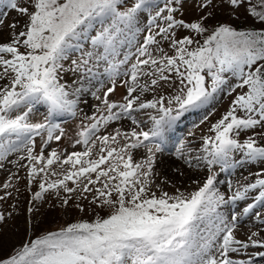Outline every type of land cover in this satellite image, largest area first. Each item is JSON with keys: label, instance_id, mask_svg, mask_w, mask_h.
Wrapping results in <instances>:
<instances>
[{"label": "snow or ice", "instance_id": "1", "mask_svg": "<svg viewBox=\"0 0 264 264\" xmlns=\"http://www.w3.org/2000/svg\"><path fill=\"white\" fill-rule=\"evenodd\" d=\"M179 2L27 0L19 7L18 0H4L7 7L26 15L28 23L25 30L13 31L10 42L0 44V162L13 153L20 154L18 161H28L20 166L28 169L29 187L38 184L34 201L51 193L62 206L72 201L81 212L84 207L78 200L110 211L29 240L10 256L0 257V264H253L251 258L234 259L231 254L264 249L258 232L246 241L237 239L240 217L218 210L252 193H258L252 196L256 203L241 215L264 205V169L227 198L219 192L213 171L214 166L225 172L244 164L264 165V146H258L254 137L244 142L237 138L242 131L264 129V0H227L233 9L245 7L260 23L259 29L220 24L211 31L203 23L207 17L191 23L176 19L174 5ZM9 27L14 30L16 24ZM178 29L209 34L201 43L193 36L177 39ZM165 43L174 55L165 51ZM75 52L81 56L66 68L65 61ZM101 63L108 66L111 86L103 98L96 96L102 99L103 110L88 117L90 123L78 133L74 147L82 145V150L65 154L53 149L45 156L44 148L63 136L59 125L47 117L76 116L79 97L87 91L83 82L104 84L98 71ZM66 72L79 73L73 83L80 86L62 83ZM116 77H125L120 82L126 87L121 103L108 100ZM165 87L174 93L159 95ZM148 92L155 94L151 100L144 98ZM220 93L237 94L212 125L214 135L204 139V154L195 157L209 175L187 194L179 188L175 194L164 191L155 183L154 165L167 133L185 112L208 105ZM38 105L47 107L46 123L30 121ZM146 110H152L146 112L151 126L138 119ZM121 120L134 127L101 134L102 127ZM45 132L37 154L35 137ZM140 149L144 153L137 159ZM178 154L183 156V150ZM188 163L191 166V160ZM228 187L232 188L230 182ZM5 219L0 214V223ZM253 255L264 258V251Z\"/></svg>", "mask_w": 264, "mask_h": 264}, {"label": "rangeland", "instance_id": "2", "mask_svg": "<svg viewBox=\"0 0 264 264\" xmlns=\"http://www.w3.org/2000/svg\"><path fill=\"white\" fill-rule=\"evenodd\" d=\"M253 3H255V0H253ZM202 4L206 6L201 7ZM26 5L27 0H18L19 7ZM174 7L178 9L175 13V17L178 20L191 23L201 21L202 18L207 17V19L203 20V23L208 27L209 31L214 26L220 24H226L238 30L241 22L249 23L258 29L261 27L260 23L245 11V7H240L238 10L233 9L227 3V0H180ZM29 10L31 11V8ZM0 17L3 18V23L0 24V44L10 42L13 31L19 33L25 30V25L28 23L26 15H22L7 7L4 0H0ZM13 23L16 24L14 30L9 27ZM208 34L206 32L201 36L184 29L176 30L177 39L184 36H193L194 39L199 40L201 43ZM162 47L169 55H174V50L168 44L165 43ZM86 50H91L90 43L86 45ZM124 51L126 49H122V52ZM80 56V52L71 54L69 60L65 61V67L67 68L72 60H78ZM107 67L106 64L101 63L98 68V71L102 73L101 80L104 81L103 86H101L99 81H93L91 84H88L86 81L83 82V86L87 91H83L79 97L76 116L65 113L53 119L52 117H47V107L45 105L36 106V110L30 117L31 122L46 123L47 117V119H51L54 123L58 124L60 130L63 132V136L59 142L53 140L44 148L45 156L53 149L65 154L82 150V145H75L74 147L75 140L79 138L78 133L82 129V126L90 123L88 117L99 115L100 113L97 109L103 110L104 108L102 99H96V96L103 98L104 92L111 86L105 72ZM78 79H80L79 73L66 72L61 82L67 83L70 87H77L80 85L74 84L73 81ZM123 79L125 77H116L117 86L115 91L109 94V102H123V97L126 95V87L121 86L120 83ZM172 93H174V89L165 87L158 94L168 96ZM236 94L226 95L220 93L208 105L185 112L176 122L175 126L167 133V137L168 135L170 137L162 143V151L157 153L154 165V172L158 174L155 177V183L161 184L164 191L175 194L176 189L179 188L187 194L203 185L209 173L203 163H199V166H197L198 162L195 157L204 154V139L214 135L210 131L212 125L218 122L229 110ZM154 95V93L148 92L144 98L151 100ZM148 111L152 110H146L141 113L138 119L151 126V122L148 121L146 115ZM238 115H242V113H238ZM131 127H134L131 121L121 120L112 123L107 129L102 127L101 134H108L115 128L130 130ZM175 135L179 136V139L176 140L174 138ZM250 137L256 139L258 146L264 145V129L258 127L254 130L242 131L237 138L240 142H244ZM46 138V132L35 137V153L38 154L40 152ZM174 140L175 142H173ZM179 149L183 150V156L178 154ZM143 153L144 150L140 149L136 153V158H141ZM19 155V153H13L0 162L3 164V167H0V196L6 197L4 200H0V214H3L6 218L3 223H0V257L6 258L10 256L15 251H18L23 244L38 236L60 231L69 224L81 220L91 221L96 215L106 216L109 213L110 210L108 208H97L94 205H90L88 200L76 201V203H80L84 207L83 212L75 207L72 201H70L69 206H62V201L51 193H46L44 199L41 201H34L33 196L36 191H39V187L36 183L29 187L27 181L28 169L20 166L27 164L28 161H18ZM234 158L239 160L240 155L236 154ZM189 160H191V166H189ZM261 169H264V165L259 163L236 166L225 172H221L219 166L213 167V171L217 173V180L219 181L217 188L219 192L225 194L226 198L237 188L257 179L253 174L261 171ZM162 181H167V183H162ZM229 182L232 185L231 189L228 187ZM5 183H10L11 187L5 189L3 187ZM157 194L159 195V192ZM255 194L258 193H252L247 199L238 201L235 204L222 206L218 209L225 216L236 214L240 217L235 236L241 241H246L252 232H258L260 234L259 238L264 239V223H261V220H264V205L257 204L252 212L247 215H241L249 204L256 203L252 199V196ZM30 208L32 211H29ZM257 216H259V219ZM260 251H264V249L249 248L240 254L234 253L231 255L234 259L247 260L251 258L253 264H264V258L253 255Z\"/></svg>", "mask_w": 264, "mask_h": 264}, {"label": "trees", "instance_id": "3", "mask_svg": "<svg viewBox=\"0 0 264 264\" xmlns=\"http://www.w3.org/2000/svg\"><path fill=\"white\" fill-rule=\"evenodd\" d=\"M240 28H242V29H249V28H252L253 27V25H250L249 23L248 24H246V23H243V22H241L240 24ZM250 25V26H249ZM239 28V29H240ZM256 28V27H255ZM238 29V30H239ZM256 29H258V28H256ZM261 146H264V145H261Z\"/></svg>", "mask_w": 264, "mask_h": 264}]
</instances>
